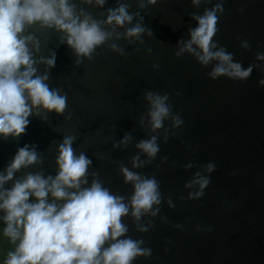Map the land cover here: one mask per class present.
<instances>
[{
  "label": "water",
  "instance_id": "95a60500",
  "mask_svg": "<svg viewBox=\"0 0 264 264\" xmlns=\"http://www.w3.org/2000/svg\"><path fill=\"white\" fill-rule=\"evenodd\" d=\"M129 2L130 11H137L134 0ZM115 3L107 0L104 7ZM215 3L212 0L194 8L190 0H157L140 13L153 33L152 37H143L144 44L119 41L124 56L104 47L79 67L74 66L66 45L56 47L53 36L48 45L56 52V66L50 70L51 86L67 93L65 115L71 112L72 119L51 115L44 123L30 117L26 133L18 141L0 139V170L16 149L27 143L37 145V151L44 153L43 170L54 175L55 145L51 151L46 150L53 140L77 134L73 147L84 150L92 159L90 171H98L107 187L125 195L130 185L123 183L118 164L131 169L135 142L148 138L137 126L147 109L142 93H167L173 113L181 114L182 128L176 129L175 135L170 133L167 143H160V152L151 165L134 171L155 173L162 194L171 196L175 208L162 202L160 216H165L168 223H161L157 216L147 233L135 231L126 219L129 235L143 238L145 246L152 249L149 259L138 258L135 264H264V87L257 85L264 76L257 68L244 82L226 77L212 81L206 75L211 65L201 67L187 54L181 58L173 55L177 41L186 39L188 28L195 27L190 14L202 13ZM224 9L214 39L245 67L261 63L254 56L264 52V0H224ZM241 39L250 43L251 51L239 48ZM136 48L139 50L134 51ZM148 48L152 49L150 54L146 53ZM153 64L160 65L159 69H153ZM169 126L166 121L165 127ZM126 132L133 137L132 143L123 150H113L112 144ZM100 154L105 159H98ZM162 156L168 157L163 164ZM173 161L177 162L175 167ZM190 162L197 167L185 170L182 166ZM206 162H215L216 169L209 174L211 183L202 199L179 200L190 191L184 183ZM177 223L184 226L183 230L172 227ZM197 224L212 225L213 231H197ZM8 249L7 241L0 240V255Z\"/></svg>",
  "mask_w": 264,
  "mask_h": 264
},
{
  "label": "clouds",
  "instance_id": "9594fccd",
  "mask_svg": "<svg viewBox=\"0 0 264 264\" xmlns=\"http://www.w3.org/2000/svg\"><path fill=\"white\" fill-rule=\"evenodd\" d=\"M134 2L135 12L130 11L129 0H116L115 6L109 8L104 7L107 0H0V139L18 141L26 133L30 117L44 123L51 115L72 119L71 112L65 115L67 93L51 86L50 70L56 66V52L48 47L52 37L56 38V47L66 45L70 49L76 67L91 61L104 47L124 56L125 49L119 41L142 45L143 37L153 36L140 13L157 0ZM202 3L208 5L212 0H190L194 8ZM93 10H98L95 15ZM238 11L243 13L244 9ZM224 12V0H216L202 13H191L195 27L188 28L186 39L177 41L174 57L187 54L201 67L211 65L206 75L212 81L226 77L244 82L257 68L264 76V52L254 56L261 63L245 67L214 39ZM238 46L251 51L246 39H241ZM151 51L146 49L147 54ZM152 67L159 69L160 65ZM257 85L264 87V78ZM142 99L147 109L137 126L148 138L135 142L131 169L118 164L123 183L130 185L125 195L107 187L98 171H90L92 159L84 150L73 147L77 134L53 140L46 150L51 151L55 145L54 175L43 170L46 157L37 151V145L26 143L16 149L0 170V240L9 245L0 255V264H135L138 258L152 256L143 238L129 235L125 221L130 220L135 231L147 233L160 216L162 202L170 209L175 208V203L171 196L162 194L155 173L144 175L134 170L151 165L160 152V143H167L169 134L175 135L184 121L180 113H173L167 93L144 90ZM166 121L169 127H165ZM132 141L126 132L112 148L123 150ZM167 160V156L160 158L161 164ZM176 164L172 162L173 167ZM182 167L188 170L197 165L190 162ZM198 168L183 185L190 190L187 197L180 196L179 200H200L204 196L216 164L206 162ZM160 220L168 223L165 216ZM172 227L183 230L184 226L177 223ZM195 230L211 232L213 226L197 224ZM166 243L171 244V240Z\"/></svg>",
  "mask_w": 264,
  "mask_h": 264
}]
</instances>
